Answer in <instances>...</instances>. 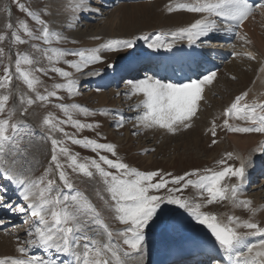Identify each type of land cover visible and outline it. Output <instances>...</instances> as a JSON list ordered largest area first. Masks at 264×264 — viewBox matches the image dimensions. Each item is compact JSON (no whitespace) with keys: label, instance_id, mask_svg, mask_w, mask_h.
<instances>
[{"label":"snow or ice","instance_id":"6c2138e0","mask_svg":"<svg viewBox=\"0 0 264 264\" xmlns=\"http://www.w3.org/2000/svg\"><path fill=\"white\" fill-rule=\"evenodd\" d=\"M16 2L18 3V0ZM18 7L40 26L34 32L26 22L20 21L19 28L29 39L49 45L43 49V56L52 66L50 69L33 67L39 62L27 54L17 53L15 78L21 80L29 92L34 94L32 96L20 92L19 108L8 107L13 95L12 71L5 67L3 76H0V89L4 90L0 92V174H2L0 178L16 187L19 197L26 202V207L21 206L17 210L21 213L28 211L32 218V229L27 232L29 239L25 241L26 246L17 249L20 256L4 257L0 259V264H128L134 253H143L145 229L155 223L158 210L165 203L184 209L198 224L204 226L233 264H264V227L251 218L241 220L237 216L229 215L223 219L214 213L203 212L201 204L176 195L182 189L192 186L199 190L201 197L207 194L208 205L229 201L234 207H243L255 216L257 210L252 208V201L239 199L248 166V161L243 158L237 157L240 160L238 167L229 165L226 159H222L217 163L226 166L220 170L205 169L203 175L197 170L177 176H172L171 173L162 174L159 171H139L119 159H109L105 155H99L98 159L80 161L79 154L71 153L69 148L64 146L65 141L57 139L54 133H63V136L73 144L90 148L93 152L106 151L116 156V146L69 136L62 125L71 124L77 129L94 127L92 124H84L74 119L73 113L79 112L85 116L91 113L87 107L78 104L59 103L56 107L67 119H57L52 113L44 116L42 127L46 129L47 139L51 143V156L48 167L40 175H34L33 168L27 160L28 146L31 144L34 130L23 120L14 118L17 111L20 116L26 115L28 109L37 101L48 102L52 97L62 99L57 96L58 89H65L70 95L76 91L77 82L71 78L72 73L55 67V63L63 60L65 64L80 72L88 65L101 61L99 53L102 50L118 51L121 48H132L137 40L149 41L150 36L144 34L133 39H110L97 48L69 52L51 47L53 42H60L64 37L59 32L51 30L41 15L29 10L23 3H18ZM86 9V0H77L72 6L73 13ZM5 11L10 17V9L5 8ZM167 11L170 13L187 11L200 14V18L187 27L157 34L148 43L149 48L171 50L182 40L194 45L213 31L234 33L244 44H251L247 34L238 29L250 18L254 20L257 13L264 18V0L255 4L250 0H183L170 4ZM6 27L12 29L13 25L8 23ZM11 36L15 43L27 42L17 31H12ZM5 38L4 35H0V41ZM2 52L0 49V54ZM69 55L77 56L79 59L77 61L64 59ZM233 55L255 59L251 51L234 52ZM49 70L65 78L66 83L54 84L53 90L46 89V94H41L37 89L42 81L36 73L46 75ZM261 71L264 72V67ZM216 75V72H209L197 79L189 78L187 83L166 82L155 76L128 81L130 95L143 96L137 105V109L142 111L136 116V120L145 128H160L173 134L181 128H191L200 101L203 99L204 86L211 85ZM247 95V92L237 95L225 109L223 127L234 133L264 134V101L246 102ZM229 118L242 121L246 126H234L229 122ZM216 127L213 121L210 129L213 137L216 136ZM212 143L215 144L216 140L214 139ZM61 157L64 159L61 160ZM226 157L228 160L232 159L233 153H227ZM68 169L89 178L99 175L111 203L103 196L100 199L104 200L107 209L114 214L113 218L125 226L123 230L114 231L110 228L90 198L75 187ZM192 176L197 178L191 179ZM233 177L237 183H224L225 178ZM170 184L174 187H169ZM161 190H166L167 194L160 195ZM3 201L4 197L0 195V204ZM252 236L260 237L257 244L248 242V238ZM33 247L42 249L44 253L63 255L67 259L58 261L51 256L44 258L29 255V250ZM140 264H143L142 255Z\"/></svg>","mask_w":264,"mask_h":264},{"label":"rangeland","instance_id":"374dc122","mask_svg":"<svg viewBox=\"0 0 264 264\" xmlns=\"http://www.w3.org/2000/svg\"><path fill=\"white\" fill-rule=\"evenodd\" d=\"M18 3H23L29 10L41 15V18L48 22L51 30L59 32L61 36L64 37V39L60 42H53L51 47L75 52L81 49L97 48L110 39H120L118 36H106L107 32L105 31V35L99 36V39L94 46L88 47L84 44V41H86L88 37H97L99 32L102 30L104 31V29L109 25L106 19L109 16L107 12L110 11V9H106V11L102 10L103 12L97 16L91 14L89 16L80 15L79 17L77 15V17H75L72 16L71 13H63L61 15L56 14V10L55 12L50 9L51 4L49 0H18ZM18 3L16 0H0V13L2 16L7 18L5 23L2 25V29H0V35H4L6 37L3 41H0V49L3 50L2 54H0V76H3L5 67L10 68L14 75L12 82L13 95L8 104L9 108H19L20 92H25L28 93V95L34 96L33 93L29 92L26 85H24L21 80L15 78V60L17 53L27 54L35 61L39 62L33 65V67L50 69L52 66L43 56V49L49 47V45H45L42 41L29 39L23 30L19 28L20 21L26 22L29 28L34 32H36L40 26L37 25L36 22L26 14V12L22 11L18 7ZM5 8L10 9V17L5 11ZM58 13L60 12L58 11ZM8 23L13 25L12 29L6 27ZM12 31H17L21 38L27 42L23 44L15 43L11 36ZM115 31L116 35H121V29L115 28ZM37 34L39 33L37 32ZM73 41H75V43H73ZM145 42L148 43L147 41ZM146 43H142L141 40H138L132 48H121L118 51L102 50L99 53L102 60L88 65L80 72H77L68 64H65L63 60L55 63V67H60L63 70L72 73L71 78L77 82L76 91L70 95L65 89H58L56 90L57 96L62 97V99L52 97L48 102L37 101L28 109L26 115L20 116L19 111H17V115L14 118L23 120L29 128L34 130V135L31 138V144L28 146L27 152V159L33 168L34 175H40L44 169L48 167L51 156V143L50 140L47 139L46 129L42 127L44 116L48 113H52L57 119H67L64 113L56 107L59 103L69 105L78 104L83 107H87L91 113L87 116L79 112L73 113L74 119H77L84 124H92L94 127L77 129L71 124L62 125L64 131L67 132L69 136H74L77 139L87 138L96 140L98 143L114 144L116 146V156H113L111 153L106 151L93 152L90 148L73 144L71 140H67L63 136V133H54L57 139L65 141L64 146L69 148L71 153L79 154L78 159L80 161H85L91 158L98 159L99 155H105L109 159H119L128 164L130 167L137 168L139 171H159L162 174L171 173L172 176L184 175L185 173H191L197 170L201 175L204 174L205 169L220 170L222 167L226 166L217 163L222 159H226L227 164L229 165L239 166L240 162H238V159L234 154L233 158L228 160L226 157L227 152H225V150L221 151L220 154L214 153L216 146L219 144H223V149L224 146L228 144L225 139L227 134L226 128L223 127V121L217 117V119H213L208 123H205L204 126L197 127V125L193 126L192 124L191 128L183 130L180 129L179 131H182H177L175 134L169 133L160 128H145L136 120V116L141 114L142 111L137 109L135 106L136 101L139 99H125L127 96L125 92L129 85L125 87L126 89L124 91V88L120 89L119 92L117 91V93L121 92L118 94V97L121 99L120 101H117L118 97H113L109 100L107 105L102 106L99 104V94H97L99 89L90 88V84L92 83L91 79L99 76L95 74H105L109 71L110 73L108 74H111L113 71L116 72V70L113 69L118 68L122 63H127L130 58L142 55V52L148 51L145 50V48L148 47ZM34 45L36 47H33ZM64 59L77 61L79 57L69 55ZM241 59L244 58H240L238 56L232 58L231 60L233 62L224 67L222 72L231 69L235 64L239 65L242 61H248V63L251 61H258L256 57L254 60H250L248 58H246V60ZM36 75L39 76L42 81L37 89L41 94H46V89L49 91L53 90L54 84L66 83L65 78L60 77L57 73H53L50 70L46 75L43 73H36ZM124 84H126V82H124ZM3 91V89H0V92ZM111 91L112 90L110 89L108 93ZM215 98L218 99L219 96H215ZM212 107L213 105L205 107V114H207L209 109ZM213 121H215L217 125L215 129V137L212 136L210 131ZM95 125L99 126L95 127ZM194 131H198L200 134L199 136L201 137L198 148L194 146L193 140L186 141L188 136L195 134ZM127 132H129V135H127ZM214 139L216 140L215 144L212 143ZM229 152L233 153V151ZM30 153L31 156H29ZM32 154L34 155L32 156ZM249 157L250 156L247 158L249 159ZM63 159L64 157H61V160ZM108 170L114 171L112 169ZM67 171L69 172L70 178L75 187L84 192L90 198L96 208L102 213L110 228L114 231L123 230L125 226L113 218L114 214L107 209L104 204V200L100 199V197L103 196L104 199L109 200V203H111L109 195L105 191V186L99 175L97 174L94 177L89 178L82 174L73 173L71 172V169H68ZM190 178L196 179L197 177L192 176ZM247 182L248 180L246 181V186H248ZM224 183L233 184L237 183V181L234 177L231 179L225 178ZM169 187H174V185L170 184ZM251 188L253 187L251 186L250 190H252ZM2 193L7 195L6 191ZM14 193L16 192L14 191ZM97 193H99V195ZM159 194L166 195L167 193L166 190H161ZM176 195H181L193 203L201 204V211L214 213L220 218L226 219L227 216L233 215L239 217L241 220L251 218L254 222L260 224L256 217L252 216V213L245 210L243 207H234L229 201L214 202L210 205L206 204L207 194L205 193L204 196L201 197L199 190L192 186L182 189V191L180 193H176ZM15 198H17V196H12L7 199L15 203L16 209L21 206L26 207L25 201L23 202L19 199L20 202H17L18 199L16 200ZM239 199L250 200L252 201V208L256 210L259 209V204L254 202V198ZM18 214V219L15 223L14 221L9 222L8 224L4 223L6 225L5 228H3L4 225L0 226V234L5 235L7 239H11L12 242H15V244L10 245L12 251L14 252H11V257L20 256L17 249L20 246H26L25 241L29 239L27 232L32 229V218L29 212L25 211L21 213L18 211ZM261 226L264 227L263 224ZM202 228L204 230L206 229L204 226L198 224L184 209H181L176 205H170L167 203L162 204L160 210H158V218H155V223L150 224V226L145 229V240L142 246L143 253H134L129 259L128 264H140L141 255L143 256V260H146L147 263L155 264L154 261L166 253L164 250L169 248L170 245H176L175 242L179 243L180 241L183 242L184 239L191 238L193 235L191 234L192 232H198V230ZM204 232L207 233V237H212L209 235V231L205 230ZM161 237H163V240ZM28 254L42 256L44 258L51 256L53 259H57L58 261L67 259V257L60 254L44 253L42 249L35 247L31 248Z\"/></svg>","mask_w":264,"mask_h":264},{"label":"bare ground","instance_id":"6f19581e","mask_svg":"<svg viewBox=\"0 0 264 264\" xmlns=\"http://www.w3.org/2000/svg\"><path fill=\"white\" fill-rule=\"evenodd\" d=\"M49 2L51 4L50 9L53 11L56 10V14L58 15H61L63 13H71V15L75 17H77V15L80 17V15L89 16L91 14L97 16L104 11L101 8L100 4L95 0H86L87 9L80 10L75 13H73L72 11V6L75 2H77V0H49ZM177 2H183V0H162L134 4L118 2L115 4V6L111 5L109 7L110 11L107 12L109 16L106 19L109 25L104 29V31L102 30L101 32H99L98 36L96 35L97 37H88L86 41H84V44L88 47L94 46L99 39L98 37L105 35V31L107 32L106 36L110 35L112 37L118 36L120 37V39H133L144 34L149 35L151 34V32L162 33L175 31L178 28L187 27L196 19L200 18V14L189 13L187 11H174L171 13L168 12L167 7L170 4H175ZM58 11L60 13H58ZM6 19L7 18L2 16V14L0 13V29H2V25L5 23ZM115 28L121 29L122 32L120 36L115 34ZM239 31L247 34L248 38L251 40V44H244L241 40L235 38V41L233 43L235 46V50H240L243 52L251 51L252 53H254L258 61H249L250 63H248V61H242L239 65L235 64L231 69H228L227 71L222 73H218V77L213 81L211 85L204 86V90H207L208 92L205 94V96H203L202 102L200 104L201 106L199 107L197 115L193 118V126L197 125V127H201L204 126L205 123H208L209 121L213 119L215 120L217 118L224 121V119L226 118L223 115L225 109L234 101V98L237 95H240L244 92L248 93L246 102L250 103L253 100L264 101V72L261 71V68L264 67V18H262L257 13L255 19L253 20L250 18ZM186 45L190 46V48L194 47L192 45H189L188 43ZM156 50L158 51L160 49L152 48L150 51L156 53ZM115 73L116 72L113 71L111 72V74H108L104 78L102 75L96 76L94 77V82L97 84V86H100L103 83L101 82L102 79L107 80L108 77L115 75ZM125 89L126 88H124L123 91ZM109 91L110 90H108V92ZM108 92H104V90H101L97 93L99 94L98 96L100 105H107L110 99H112L113 97H118V94H120L115 92L114 90H112L110 93ZM125 93L127 94L125 99H139L136 101V107L143 99L142 94L130 95L129 86L127 87ZM215 96H219V98L216 99ZM120 100L121 99L118 97L117 101ZM211 105H213V107L209 109V112H207V114H205V107ZM229 122L234 126H246L244 122L236 120L235 118H229ZM181 129L183 130V128ZM194 133L195 134L188 136L186 141L193 140L194 146L198 148L201 137L199 136L200 134L198 131H194ZM226 133L227 134L225 136V139L227 140L228 144L224 146V149L222 147L223 144H219L218 146H216L214 153L220 154V152L223 150H225V152L227 153L229 151H233V154L236 157H240L248 161V166L246 168V178L241 193L239 194V198H254V202L259 204V209L257 210L255 217L261 225H264V181H260L257 185L252 186L253 188H251L252 190L250 191L246 188V181L252 177L253 173L261 172L257 165L261 162L260 158L262 157V154H264V150H262V147H264L262 146V142H264V134L234 133L229 132L227 129ZM127 135H129V132H127ZM33 155L34 154H32V156ZM29 156H31V153ZM248 156H250L249 159L247 158ZM238 162H240L239 159ZM14 188L18 201L19 199L22 200V198L19 197L18 190L16 189V187ZM200 231L204 233V235L207 234L204 232L205 230L203 228ZM191 234H193V236L190 238L191 240L187 239V242H184L186 241L184 240L182 242L183 244L179 243L180 246H190L193 243L201 240V237H204L210 240L209 247H219L214 237H207V235L202 236L201 233L197 232H192ZM161 238L163 240V237ZM259 240V236H252L248 238V242L253 244H257ZM13 244H15V242H12L11 239H7L5 235L0 234V259L12 256L10 254L11 252H14L12 251L10 245ZM221 250L222 249L220 248L219 251ZM143 264L150 263H147L146 260H143Z\"/></svg>","mask_w":264,"mask_h":264}]
</instances>
